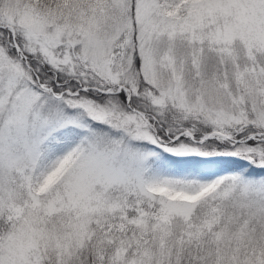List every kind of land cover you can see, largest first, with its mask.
<instances>
[{"label": "rangeland", "instance_id": "rangeland-1", "mask_svg": "<svg viewBox=\"0 0 264 264\" xmlns=\"http://www.w3.org/2000/svg\"><path fill=\"white\" fill-rule=\"evenodd\" d=\"M69 1L61 13L29 0L0 3V21L9 29L0 31V215L19 204L25 209L0 243V264L63 261L84 244L103 213L120 207L126 191L187 214L193 195L178 197L179 183L145 182L144 164L155 151L180 157H240L256 151L257 161L264 163L263 144H242L245 137L264 140V0H194L185 14L169 17L158 0ZM5 39L17 45L16 53ZM30 59L39 62L33 64L49 80L41 85L54 96L67 82L82 89L90 85L102 95L66 90L57 102L34 87ZM133 64L148 86L143 84L142 99L135 97L143 102V114L101 93L114 91L105 84L116 83L126 91L129 85L136 95ZM170 103L177 114L168 121ZM204 123L227 134L212 133L220 149L200 150L163 134H198ZM252 124L260 127L257 133L246 132ZM70 127L86 129L87 136L71 141L69 156L65 147L40 165V146ZM98 127L114 141L108 143ZM232 173L219 164L197 175L216 180L204 194L227 197L264 216V176L229 177ZM58 176L52 187L65 190L55 195L62 196L63 206L42 200L43 179ZM202 186L198 190L207 187Z\"/></svg>", "mask_w": 264, "mask_h": 264}, {"label": "trees", "instance_id": "trees-1", "mask_svg": "<svg viewBox=\"0 0 264 264\" xmlns=\"http://www.w3.org/2000/svg\"><path fill=\"white\" fill-rule=\"evenodd\" d=\"M29 1L33 5L45 7L50 12L59 13L68 9V2H70L69 0ZM158 1L163 11L171 16L185 14V10H188L189 5L194 2V0ZM10 48L13 49V47ZM30 60L33 70L40 72L39 68L33 64V62L38 64V61ZM30 74L34 77L35 72L30 71ZM39 75L41 81L49 82L44 72H40ZM58 79L62 80L61 77ZM141 82L143 84V81ZM51 83L54 85V82ZM65 87L74 90L78 88V85L67 82L60 89ZM141 89L140 87L139 91ZM41 91L45 90L41 89ZM80 92L89 97L102 95L95 90ZM103 96H114L116 101L123 106L125 104L124 91L103 94ZM52 99L57 102L63 100L62 97L54 98L53 96ZM129 103L144 109L141 100L136 99L134 95L131 96ZM72 128L68 133L62 131L55 134V139L42 148L44 160L49 157V154L66 146L69 147L71 140L86 137L85 131ZM97 129L105 132L106 140L111 139L112 134L101 127ZM257 129L260 127L252 124L246 132ZM210 130L212 127L208 126L200 132ZM180 139L188 138L180 137L174 142ZM208 141L215 142L210 148L220 149L217 140ZM257 142L264 145V140L254 139H247L242 144ZM208 145L209 143L205 141L200 144V147L207 149ZM244 154L245 156L240 157L198 155L180 157L164 151L161 153L155 151L147 159L144 177L154 181L169 178L173 183H179L177 189L179 195L186 193V190L189 192L190 189L194 190L189 195H193L194 202L187 214L182 215L171 211L156 200L141 194L129 193L124 195L119 208L103 213L91 225L89 237L74 253L63 261L51 258L40 264H127L128 262L132 264L133 260L135 264H264V216L257 211L250 213L239 208V204L230 201L227 197H218L212 193L204 194L213 189L212 185L216 183V180L203 179L197 175L202 171H209L213 166L225 164L234 170L229 177L264 176V163L257 161L256 151L251 152L252 156L249 151ZM229 177H226L223 182L227 183ZM53 183L45 181L42 183L44 195L42 200L49 198L48 200L54 201V206L55 204L59 206L61 201L56 199L58 193L56 188L53 189ZM202 185L207 187L198 190ZM32 207L27 205V208ZM12 209L14 212L0 215V243L7 232H11L19 223V218L24 217L25 209L21 204Z\"/></svg>", "mask_w": 264, "mask_h": 264}]
</instances>
